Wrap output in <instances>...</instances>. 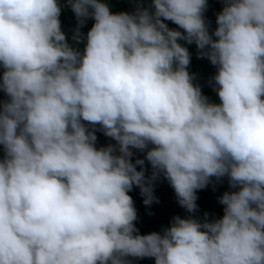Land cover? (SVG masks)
<instances>
[{
	"label": "clouds",
	"instance_id": "1",
	"mask_svg": "<svg viewBox=\"0 0 264 264\" xmlns=\"http://www.w3.org/2000/svg\"><path fill=\"white\" fill-rule=\"evenodd\" d=\"M129 3L0 0V264H264V0L211 29L208 0ZM161 178L189 215L141 233L129 190L150 205ZM213 178L222 215H192Z\"/></svg>",
	"mask_w": 264,
	"mask_h": 264
},
{
	"label": "trees",
	"instance_id": "2",
	"mask_svg": "<svg viewBox=\"0 0 264 264\" xmlns=\"http://www.w3.org/2000/svg\"><path fill=\"white\" fill-rule=\"evenodd\" d=\"M112 10H128L130 8L129 0H109ZM209 7L205 12L206 18L211 21L210 29L215 27V14L222 7L221 0H208ZM62 28L66 30L69 35L72 29L75 27L76 21L70 8L64 7L60 14ZM92 20L89 19L83 26L82 31L86 32L91 27ZM169 26L175 27L171 21H167ZM191 52V60L188 69L191 73H195L194 83L201 85L202 92L208 96L212 101L219 102V97L208 83L209 77L215 72V66L211 65L206 58H198L196 55L195 45H188ZM2 71V69H0ZM5 94L0 90V100L4 99ZM97 146L107 144L111 141V138L106 137L99 128L96 129ZM2 147H0V156H2ZM136 155H143V153L136 152ZM135 159V156L133 157ZM139 167V166H137ZM148 167L146 162V174H148ZM228 188L227 178H222L220 182H217L213 178L209 184L197 190V205L196 212L192 215L203 216L204 212L209 214V218L214 215H222L223 206L219 203L218 197ZM154 193L159 198L158 202L153 201L150 205L143 203V197L139 192L137 186H133L129 190V194L132 196L134 205L137 209V219L135 224L139 228L141 233H147L153 230H160L162 226L167 225L170 222L171 217L174 214L189 215L184 208H182L176 200L173 188L163 178L159 179L154 184ZM135 264H154L152 258H144L135 261Z\"/></svg>",
	"mask_w": 264,
	"mask_h": 264
}]
</instances>
